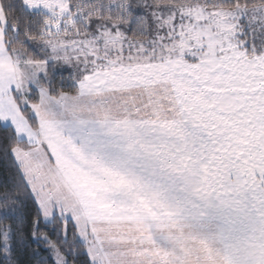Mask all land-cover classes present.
<instances>
[{"label": "snow or ice", "instance_id": "snow-or-ice-1", "mask_svg": "<svg viewBox=\"0 0 264 264\" xmlns=\"http://www.w3.org/2000/svg\"><path fill=\"white\" fill-rule=\"evenodd\" d=\"M0 264H264V0H0Z\"/></svg>", "mask_w": 264, "mask_h": 264}]
</instances>
